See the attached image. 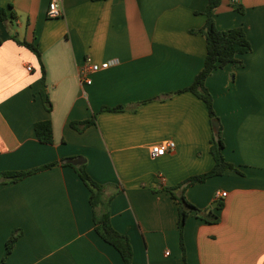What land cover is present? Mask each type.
Segmentation results:
<instances>
[{
  "label": "crops",
  "instance_id": "obj_1",
  "mask_svg": "<svg viewBox=\"0 0 264 264\" xmlns=\"http://www.w3.org/2000/svg\"><path fill=\"white\" fill-rule=\"evenodd\" d=\"M208 1L60 0L63 14L51 17V0H0L8 12L0 20V175L84 158L71 164L85 163L96 181L118 186L111 222L130 237L133 264H185L179 203L165 186L215 164L205 101L178 92L205 64L206 38L192 30L205 25ZM215 23L243 27L252 43L238 54L243 64L216 67L206 80L223 154L239 171L187 188L192 203L219 218L189 214L186 260L264 264V0H222ZM18 39L38 46L45 82L38 56ZM89 61L113 64L87 83L81 70ZM95 113L97 122L84 131L72 127ZM41 120L52 121L53 143L38 139ZM165 141L175 149L152 156V146ZM73 165L60 162L0 185V264L16 229L23 233L5 264H123L96 231L91 191ZM217 191H227L222 207L214 205Z\"/></svg>",
  "mask_w": 264,
  "mask_h": 264
},
{
  "label": "trees",
  "instance_id": "obj_2",
  "mask_svg": "<svg viewBox=\"0 0 264 264\" xmlns=\"http://www.w3.org/2000/svg\"><path fill=\"white\" fill-rule=\"evenodd\" d=\"M221 3L222 0H209L205 11L207 15L205 25L198 30H192V32L203 33L206 38L207 54L205 58V64L201 71L196 75L193 83L190 86L178 91L181 92L184 90H189L195 93L198 97L205 101L212 121L215 119L219 121V129H213V138L211 145V153L213 154V157L215 159L214 166L208 171L189 176L188 178L180 181L175 185L165 186V189L170 191L173 197L179 203V230L181 234V246L185 264H188V262L186 260L183 232L189 214L192 211H195L197 216L211 222L217 221L219 218L218 215L212 212L211 208H201L192 203L186 196L187 188L197 182L206 181L210 177L223 175L227 169L239 171V169L233 163L226 160L223 154L224 140L222 134V125L220 122V118L215 111L213 95L206 85V80L216 67H223L229 63L243 64L242 60L239 59L238 54L251 51L252 43L249 40L244 28L241 26L229 28L226 30H222L217 27L215 23V12L216 9L221 5ZM232 5L235 9L241 12L244 11V6L242 4L232 3ZM7 19V9L5 7H0V20L6 21ZM18 42L29 47L38 56L43 70V82H45L46 69L42 54L38 46L34 43V41L18 39ZM104 108L108 110H123L125 107L120 105ZM97 117L98 113H95L91 118L88 119L73 120L71 122V125L79 131H84L86 128L97 122ZM35 130L37 137L41 142H54V131L51 120L37 121L35 123ZM60 162L73 165L71 163H67L65 159H63V161L50 162L33 169L20 171H4L0 175V185L7 182L21 180L30 174L53 167ZM73 166L77 169L79 176L91 191L90 202L93 207L96 231L104 240L111 243L117 248V250H119L123 258V264H133L134 251L130 237L127 234L119 232L111 222L110 202L115 193H117L118 186L113 183L104 184L96 181L87 171L85 163ZM108 186L116 188L110 195L107 194L106 190ZM223 204L224 203L219 200L217 206L222 207ZM22 233L23 231L21 229H16L13 231L7 241L6 252L1 264H5L7 256L13 250L17 239L21 236Z\"/></svg>",
  "mask_w": 264,
  "mask_h": 264
},
{
  "label": "built area",
  "instance_id": "obj_3",
  "mask_svg": "<svg viewBox=\"0 0 264 264\" xmlns=\"http://www.w3.org/2000/svg\"><path fill=\"white\" fill-rule=\"evenodd\" d=\"M62 14H63V9H62L60 0H51L50 5H49V15L51 17H59ZM112 64H113L112 61H105L103 63H93L89 61L86 64L85 68L81 70V78L87 83H91L92 82V77H91L92 72H96L101 69L107 68ZM28 68L31 69L30 66ZM175 146L176 145L174 141H165L162 143H157L152 146V149H151L152 156L156 157V156L164 155L167 152L174 150ZM226 195H227V191H217L216 199L220 200L222 197H225Z\"/></svg>",
  "mask_w": 264,
  "mask_h": 264
},
{
  "label": "water",
  "instance_id": "obj_4",
  "mask_svg": "<svg viewBox=\"0 0 264 264\" xmlns=\"http://www.w3.org/2000/svg\"><path fill=\"white\" fill-rule=\"evenodd\" d=\"M213 128L215 130L219 129V121L217 119L213 120ZM82 161H85L84 158L80 157V158H70L69 162L74 163V164H78L81 163ZM215 206L218 205V203H214Z\"/></svg>",
  "mask_w": 264,
  "mask_h": 264
}]
</instances>
